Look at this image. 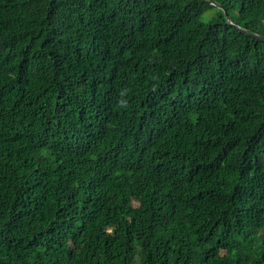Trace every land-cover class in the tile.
Segmentation results:
<instances>
[{
  "label": "trees",
  "instance_id": "obj_1",
  "mask_svg": "<svg viewBox=\"0 0 264 264\" xmlns=\"http://www.w3.org/2000/svg\"><path fill=\"white\" fill-rule=\"evenodd\" d=\"M0 264H264V41L207 0H0Z\"/></svg>",
  "mask_w": 264,
  "mask_h": 264
},
{
  "label": "water",
  "instance_id": "obj_2",
  "mask_svg": "<svg viewBox=\"0 0 264 264\" xmlns=\"http://www.w3.org/2000/svg\"><path fill=\"white\" fill-rule=\"evenodd\" d=\"M207 1H209L211 4L216 5V6H218L219 8H221L222 10H224V12H225V16H226V19L228 20V22H229L230 24L234 25V26H235L237 29H239L241 32L246 33V34H248V35H250V36H252V37H254V38H256V39H259V40H263V41H264V36H263V35H260V34H257V33H254V32H251V31H249V30L243 28L242 26H240V25H238V24H235V23L233 22V20H232V17L229 15L228 11L224 8L223 5L217 3V2L214 1V0H207Z\"/></svg>",
  "mask_w": 264,
  "mask_h": 264
},
{
  "label": "rangeland",
  "instance_id": "obj_3",
  "mask_svg": "<svg viewBox=\"0 0 264 264\" xmlns=\"http://www.w3.org/2000/svg\"><path fill=\"white\" fill-rule=\"evenodd\" d=\"M217 13H218V9H217V7H214L212 9L208 10L207 12H205V14L203 15V19L205 21H208L212 16H214ZM233 16L236 17L235 14Z\"/></svg>",
  "mask_w": 264,
  "mask_h": 264
}]
</instances>
